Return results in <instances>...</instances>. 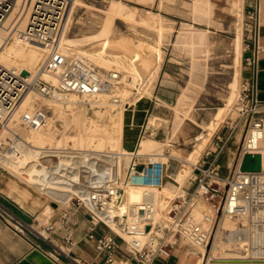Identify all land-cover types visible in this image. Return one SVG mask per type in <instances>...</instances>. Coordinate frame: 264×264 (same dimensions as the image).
Instances as JSON below:
<instances>
[{"label": "rangeland", "instance_id": "1", "mask_svg": "<svg viewBox=\"0 0 264 264\" xmlns=\"http://www.w3.org/2000/svg\"><path fill=\"white\" fill-rule=\"evenodd\" d=\"M68 5L66 2L64 13ZM243 20V0H75L73 3L61 47L67 56L82 57L105 73L118 74V79L111 84L108 81L106 88L115 90L107 92L110 98L123 99V148L131 149L132 136L135 142L143 141L138 153L145 155L138 161L161 157L168 165L170 189H174L173 175L178 170L182 168L178 181H186L184 174L188 168L192 166L193 171L195 165L203 166L204 161H211L223 144L218 137H227L237 126L219 158L224 172L228 174L234 168L248 127L244 121L240 122L235 110L242 89L240 71L247 45ZM20 45L26 47L27 44H19V48L23 47ZM130 49L138 55L132 54ZM129 66H135L139 74L128 71ZM34 68L32 66L31 70ZM133 74L138 80L130 83ZM118 91H124L125 95L116 94ZM33 95L38 103L36 107L42 105L50 111L51 120L42 131L49 135L51 144L46 142L44 148L37 149L28 143L30 148L23 150L24 155L15 164L17 169H25H15L9 174L0 172V196L13 204L15 199L22 200L21 208L32 216L29 224H25L27 229L42 239L40 235L46 236L42 231L62 206L58 204L57 209L54 204L57 202L40 194L33 186H26L23 182L30 181L23 178L25 170L31 166L39 173L34 165H43L41 154H48L53 158L50 161L72 167L81 160L88 161V155L79 151V145H74L75 138H72L76 137L78 120L83 119L82 124L87 128L95 124L98 133L109 132L111 122L104 112L108 107L78 102L75 108L63 105L55 110L49 102L51 98H42L37 92ZM132 117L134 125L144 126L143 132L140 127L130 131ZM154 119L155 126H150ZM171 153L176 155L175 160L163 156ZM102 158L108 175L111 171L115 175V157ZM122 163L125 168L129 158L122 157L121 167ZM221 174L225 175L223 171ZM189 182L185 189L189 188ZM46 207H51L52 211L47 219L40 221ZM0 210H5L1 198ZM206 211L207 208L200 205L196 214L200 216ZM186 249L188 251V247ZM190 264L197 261L191 259Z\"/></svg>", "mask_w": 264, "mask_h": 264}, {"label": "built area", "instance_id": "2", "mask_svg": "<svg viewBox=\"0 0 264 264\" xmlns=\"http://www.w3.org/2000/svg\"><path fill=\"white\" fill-rule=\"evenodd\" d=\"M65 7V0H34L29 22L21 38L28 42L39 41L52 49ZM10 9L11 0H0V23ZM247 21V45L244 54H250L246 62L254 67L262 50L259 44L260 23L257 8L247 13ZM43 70L55 76L57 82L37 79L33 83L32 88L42 98H51L55 94L92 97L106 89L108 81L111 84L118 79L116 72L105 73L82 57L72 55H51ZM21 74L0 67V172L5 174L15 169H25H17L15 166L18 163L16 161L21 159L19 157L24 155L23 150L31 146L24 141V135L45 128L51 120L50 111L44 106L25 115L16 110L18 101L29 86ZM235 110L240 122L244 121L248 127L238 149L234 168L223 176L219 158L237 126L230 130L227 137L218 139L223 144L211 161H204L203 166L195 165L189 177V188L181 191L173 179L176 189L172 200L165 204L162 216L158 214V207L153 202L133 203L127 212L121 204L127 188L162 190L165 187L169 178L168 165L161 157L148 156L145 163H139L140 156L136 148L130 154L121 156L129 158L124 176L120 174L115 177L111 171L104 183H98L95 168H86L85 163L89 161L81 160L74 167L60 165L56 169L53 164H48L53 158L47 156L48 154H41L43 165H34L39 171V179L49 176V168L56 169L53 172L65 177L80 172L76 173L78 182L75 188L78 190L63 204L55 203L57 209L58 204L62 207L55 217L51 216L54 217L52 222L42 231L46 236L40 235L42 240H49L50 235L58 229L55 223L59 222L66 230L65 242L72 245V229L77 225L75 214L85 210L93 228L89 239L95 240L98 249L106 253L107 264H155L159 256L169 257L179 247H188L189 254L196 257L199 264H223L219 262L221 260H217L221 259L219 255L212 251L213 247L222 243H228L237 251L264 249V170L262 165L259 172L241 170L246 156L260 155L262 158L261 152L264 148V101L257 98L255 77L243 83ZM133 119L132 117L129 124L130 130L134 128ZM45 158L47 159L44 161ZM92 160L98 164L102 162ZM47 164L48 168L45 166ZM25 182L23 183L26 186H33L43 195L50 189L49 184L44 182ZM200 205L205 206L207 211L198 216L196 209ZM163 220L165 221L162 224ZM227 223L232 225L228 226ZM99 225L109 228L123 240L127 256L115 260L113 253L119 248L116 239L114 236H96L93 231Z\"/></svg>", "mask_w": 264, "mask_h": 264}, {"label": "bare ground", "instance_id": "3", "mask_svg": "<svg viewBox=\"0 0 264 264\" xmlns=\"http://www.w3.org/2000/svg\"><path fill=\"white\" fill-rule=\"evenodd\" d=\"M65 1L69 3L68 5L69 7L63 14V18L60 23L58 32L56 34V38H55L56 40L52 49H48L46 46L42 45L36 40H32L28 42L21 38L24 29L26 28L29 22L34 0H11V9L9 11V14L0 23V67L11 71L27 73V75L24 78H26L27 82L29 83L28 89L24 92L21 99L18 101L16 105V110L24 115L28 114L29 112L35 110L38 107L40 108V106L36 107L38 103L36 102L35 96L33 95L36 92L32 88L33 83L37 79H43L44 81L50 83L57 82V78L55 76H52L43 71V66L45 62L53 54L59 57H67L66 53L61 47V41L65 27L67 25V21L69 19L71 8L75 0H71V1L65 0ZM19 44H27V45L26 47H24L25 45H20L23 47L19 48ZM130 52L134 55H138V53H136L133 49H130ZM122 65L125 67L124 64ZM32 66H34L35 68L31 70ZM127 70L133 71L135 74L136 73L139 74V71L135 66H129ZM135 77L136 75L134 74L132 78L130 77L131 79L130 83H133L138 80V79L135 80ZM122 80L120 81V83L123 82ZM107 92L113 93L115 92V90L113 91L111 89L104 88L101 90V92L98 95L92 97L84 96L82 97L83 99H78L79 97L76 95L60 96L57 94L53 95L51 99H49V102L52 104V107L55 110L62 107L63 105H66L69 108L72 107L75 108L78 102L83 103V105L89 104L91 106H103L105 108L108 107V110L104 112L108 114L107 116L109 117V120L111 122V129L109 130V132L107 130L104 133V131L101 130L98 133V128L95 124L89 127V128L94 127V129H89L82 124L83 119H81L80 122L78 120V126H77L78 129H77L76 137H72L73 139L75 138L74 145H79L80 147L79 151H83L85 152V154L88 155L87 158H89L88 160L89 162L87 163L86 168H89V170L90 168H95V172L98 174V178L96 179V182L98 183H104L107 180L109 174L107 167H105V165L102 163L103 162L102 157L104 158L105 157L110 158L111 156L115 157L114 176L119 177L120 168H121V156L130 154V152H128L125 148H123L122 139H121L123 117H124L123 99H121L119 96H114V97L112 96L110 98L109 97L110 95H108ZM119 93H122L123 96L125 95L124 91L116 92V94ZM155 120L156 119L151 120L149 125L155 126V122H154ZM114 132H116V134ZM96 133H98L97 136ZM114 135H116V137H114ZM85 139L87 141L86 143H83ZM24 141L27 144L31 142L37 149L44 148L45 146L43 145L46 142H48L47 144H51L49 135L43 132L42 129L28 132V134L24 137ZM140 142H141L140 143V147H141L142 143L144 142L143 141ZM57 148L50 147V149L52 150H58ZM114 150L117 153L113 152ZM261 154H262V158H261L262 167L264 170V148ZM138 155L143 156L145 154L138 153ZM163 156H165V158L167 159H173V160L177 158L174 153H171L168 156L166 155ZM93 157L97 160H101L102 162L101 163L99 162V164L95 163V161L91 159ZM48 164H53V167L55 166L54 168L56 169L58 166L62 165L60 163H56L53 161H51ZM48 164L45 165L46 168H48ZM191 167L192 166H190L188 168V171H186V174H184V176L186 177V181H182V180L178 181V178H180L179 174L182 173V168L175 173L177 174V176L175 174L173 175V179L178 183L181 191L186 187L185 185L189 181V177L192 171ZM49 169H47V171L49 172V176L48 177L44 176V178L39 179L37 177V174L39 173L34 171L33 168L30 166L25 170L23 178L25 180L30 181V183H36L38 181L49 184L50 189L46 192V196L50 197L51 200H53L54 202L63 203L66 200H68L73 195V193H75L78 190L77 188H75V184L77 183L75 177L76 175L65 177L61 174H56L55 172H53L56 169H52V170ZM80 190L82 189L80 188ZM173 195L174 192H170L165 187L162 190L150 189V188L147 189L127 188L125 190L124 195L122 196L121 204L125 206L127 212L133 203H139L144 201L153 202V204L158 207L157 209L158 214L161 215L163 213L165 204H167L170 201V198H172ZM15 200L14 202L16 204H18L20 207H23V203L21 199L18 200L15 199ZM51 211H52L51 207H46L43 212V214L45 215L39 218L40 221L47 219ZM164 221L165 220L161 221V223L163 224ZM227 225L231 226L232 223H227ZM230 246L231 245H229L228 243H222L212 248V251L216 255H219V257L221 258V259L219 258L217 259V260H221L219 262H222L223 264H241V263L264 264V259H261L262 256H264V249L261 248L256 250L239 249L237 251L236 248L232 246H231L232 248H230Z\"/></svg>", "mask_w": 264, "mask_h": 264}, {"label": "crops", "instance_id": "4", "mask_svg": "<svg viewBox=\"0 0 264 264\" xmlns=\"http://www.w3.org/2000/svg\"><path fill=\"white\" fill-rule=\"evenodd\" d=\"M254 8H257L259 11V44L262 50L258 54L257 63L254 67L248 65L246 58H243L240 74L242 85L255 77L257 98L260 101H264V0H243V37L245 38V42H247V13ZM239 39L241 41V34H239ZM139 127L141 128L140 132H143L144 126L134 125V128ZM132 137L134 139L131 141V149L126 148L128 152H132L136 148L138 150L140 144L139 140L135 142V137ZM218 139H222V137H218ZM127 142H129L128 139ZM216 145L218 146L217 143ZM127 166L124 168L122 163L121 176L125 175ZM220 166L222 168L221 172L223 171V174H225L223 176H226L227 173L224 172L223 165L220 164ZM169 183L170 181L167 180L165 188L170 192H174L176 189L175 183L172 182L174 189H170L167 186ZM0 198L2 197L0 196ZM19 208L24 213L29 214L21 207ZM74 220L77 225L72 229V245L65 242L66 230L61 227L59 222L55 223L58 229L50 235L48 241H45L31 233L25 223L10 213L5 207V210H0V264H17L33 249L40 250L56 264H107L106 253L98 249L95 240L89 239V234L93 228L88 213L85 210H80L75 214ZM57 224L59 225L57 226ZM93 233L96 236L106 235L115 237L119 246L113 253L115 260H120L128 255L123 240L116 236L109 228L99 225L94 228ZM191 259H195L197 264H199V260L190 255L186 248L179 247L175 248L169 257L159 256L155 264H190Z\"/></svg>", "mask_w": 264, "mask_h": 264}, {"label": "water", "instance_id": "5", "mask_svg": "<svg viewBox=\"0 0 264 264\" xmlns=\"http://www.w3.org/2000/svg\"><path fill=\"white\" fill-rule=\"evenodd\" d=\"M245 58L250 57V54H245ZM22 77L27 75L26 72H23ZM262 159L260 155L255 156H246L244 158L241 170L244 172H259L261 170ZM2 204L6 207L13 215L23 221L25 224H29L31 221L32 216L29 214L24 213L19 207L12 204L10 201L1 198ZM17 264H56L52 261L49 257L43 254L38 249H33L29 254L25 256V258Z\"/></svg>", "mask_w": 264, "mask_h": 264}]
</instances>
